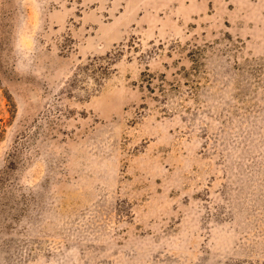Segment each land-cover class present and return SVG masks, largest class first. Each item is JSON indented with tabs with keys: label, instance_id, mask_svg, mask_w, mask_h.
<instances>
[{
	"label": "rangeland",
	"instance_id": "1",
	"mask_svg": "<svg viewBox=\"0 0 264 264\" xmlns=\"http://www.w3.org/2000/svg\"><path fill=\"white\" fill-rule=\"evenodd\" d=\"M0 264H264V0H0Z\"/></svg>",
	"mask_w": 264,
	"mask_h": 264
}]
</instances>
